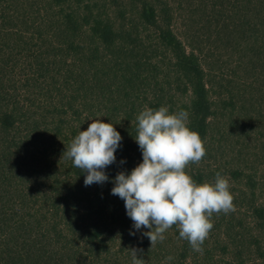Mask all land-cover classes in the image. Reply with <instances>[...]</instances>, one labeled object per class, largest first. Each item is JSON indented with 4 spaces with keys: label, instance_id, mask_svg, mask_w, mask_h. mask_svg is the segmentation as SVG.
<instances>
[{
    "label": "trees",
    "instance_id": "obj_1",
    "mask_svg": "<svg viewBox=\"0 0 264 264\" xmlns=\"http://www.w3.org/2000/svg\"><path fill=\"white\" fill-rule=\"evenodd\" d=\"M145 106L187 111L206 155L186 172L230 183L235 211L213 214L202 253L175 225L151 248L111 194L143 160ZM96 119L122 141L109 180L85 186L61 157ZM131 249L264 264V0H0V264H132Z\"/></svg>",
    "mask_w": 264,
    "mask_h": 264
},
{
    "label": "clouds",
    "instance_id": "obj_2",
    "mask_svg": "<svg viewBox=\"0 0 264 264\" xmlns=\"http://www.w3.org/2000/svg\"><path fill=\"white\" fill-rule=\"evenodd\" d=\"M188 120L184 110L170 112L167 106H145L136 117L134 136L143 160L130 173L120 171L114 177L111 194L124 201L135 230L148 229L143 235L149 238L151 248L162 243L166 231L175 225L179 237L187 240L193 251L202 253V245L214 227L213 214H229L235 206L230 183L220 172L214 183L200 184L186 172L190 163L199 164L206 155L203 140L189 127ZM92 121L66 146L61 157L86 173L85 186L109 180L105 169L116 161L122 141L111 122ZM130 234L135 235V231ZM131 256L132 264H145L137 249H131Z\"/></svg>",
    "mask_w": 264,
    "mask_h": 264
}]
</instances>
